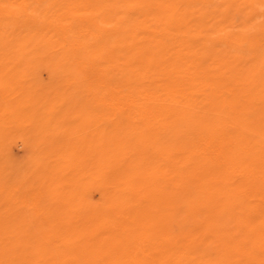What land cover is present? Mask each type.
Returning <instances> with one entry per match:
<instances>
[{"label":"rangeland","instance_id":"obj_1","mask_svg":"<svg viewBox=\"0 0 264 264\" xmlns=\"http://www.w3.org/2000/svg\"><path fill=\"white\" fill-rule=\"evenodd\" d=\"M73 1L103 8V19L110 15L113 3L119 17L128 11L133 22L141 24L143 18L153 23L156 16L165 22L173 16V24L162 35L145 27L140 29L141 36H129L131 50L122 57L138 72H131L133 80L150 68L158 85L167 83L175 74L163 67L177 63L174 32H183L190 48L180 52L178 64L192 62L206 77L205 91L198 84L190 89L199 116L154 124L152 135L137 132L127 115L108 111L103 121L97 118L94 103L101 87L95 71L50 63H0V229L4 230L0 241L13 240L15 232L9 229L26 223L78 224L91 211L105 209L112 193L118 200L123 185L137 184L146 196L156 231L167 228L174 236L164 241L173 263L185 253L191 264H262L248 230L254 225L249 218L260 202L246 178L250 170L231 169V162L222 159L228 151L219 156L212 140L235 135L240 147L255 151L251 160L264 143V0H171L176 7L178 3L174 12L161 0ZM73 1L62 3L68 6ZM182 11L191 16L187 21L177 20ZM52 12L32 23L48 28ZM142 36L164 47H138L133 41L140 42ZM58 55L54 52L53 57ZM110 77L119 81L123 73L117 71L105 79ZM156 91L164 93L158 87ZM211 120L229 126L215 131ZM108 154L114 156V164L105 162ZM242 155L239 150L237 158ZM100 159L101 177L97 173ZM112 186L118 187L117 192Z\"/></svg>","mask_w":264,"mask_h":264},{"label":"bare ground","instance_id":"obj_2","mask_svg":"<svg viewBox=\"0 0 264 264\" xmlns=\"http://www.w3.org/2000/svg\"><path fill=\"white\" fill-rule=\"evenodd\" d=\"M59 1L0 0V63L7 66H14L16 63L34 65L50 63L95 71L101 87L94 103L98 109L97 113L95 112L97 118L100 122L103 121L108 111L119 116L127 115L131 118V128L137 132L151 133L157 128L154 124H168L176 117L195 118L199 116L195 108L196 100L190 89L198 84L203 85L202 90L205 91L206 77L202 74L200 67L192 62L188 65H179L182 60L180 52L190 48L188 42L182 39L183 32H174V36L177 37L179 64L177 61L173 65H164L163 71H172L175 74L167 83L164 82L165 85L162 84L163 82L158 85L157 81L152 79L148 72L150 68L147 72L139 69L141 73L136 75L139 78L136 79L137 81L133 80L132 78L138 72H135L136 68L135 70L129 68L122 57L125 52L131 50L130 38L139 36L141 28H153L155 32H151L153 34L163 33L173 24L172 21L175 19L173 16L167 18L166 22L162 16H156L153 23L143 18L141 24L140 20L133 22L134 19L128 11H124V16L119 17L117 7L113 3L108 10L110 15L103 19L101 15L105 10L99 6L91 8L89 1L77 4L71 0L73 2L68 6L67 3L63 4L62 0ZM160 3L170 12L176 11L178 7V3L176 7L171 0H161ZM56 7H59V10L54 11ZM48 10L53 11L49 16L50 26L46 29L37 28L35 22L43 21ZM190 17L186 11H182V15L177 17V20L187 21ZM32 21L35 22L32 23ZM139 39L140 42L133 41L137 42L138 47L147 48L150 45L157 49L164 47L157 40H145L144 36ZM54 52L59 54L58 57H53ZM117 71L123 73L122 80L116 81L111 77L105 79L108 74H115ZM131 72H134V75ZM8 73L10 74V72L5 74ZM126 76L129 77L125 78ZM157 87L159 91L164 90V93H157ZM85 107L88 110V105ZM210 125L215 131H225L229 126L217 120H211ZM118 126L123 127L119 123ZM236 139L235 135H229L226 139L220 136L214 137L212 141L217 144L214 151L219 156L228 151L222 159L226 158L224 160L228 159L227 162H231V169H239L242 173H245L247 169L250 170L246 178L252 181L254 192L259 196L260 202L255 213H252L253 215L249 218L253 220L254 225L248 230L254 239L253 245L259 253L260 262L264 264V143L259 145L256 158L251 160L249 158L255 154V151L249 146L240 147ZM239 150L243 153L242 159L237 158ZM113 157L112 154H108L105 162L111 163L112 160L114 164ZM102 162L101 159L98 162L99 177L103 175L101 173ZM242 173L239 175L243 176ZM121 182V184L125 183L122 180ZM112 188L117 192V186H112ZM120 192L118 200L112 193L105 209L98 208L95 212L91 211L87 217L73 226L41 222L37 225L26 223L10 228L9 230L15 232L13 236H16L13 240L0 241V264H191L190 258L185 253H182L178 263L172 262L164 241L174 239V236L167 231V228L156 231L150 206L148 207L146 203V196L142 194V191L140 193L137 190V184L123 185ZM3 233L4 230L0 229V234ZM161 238L162 241H159Z\"/></svg>","mask_w":264,"mask_h":264}]
</instances>
